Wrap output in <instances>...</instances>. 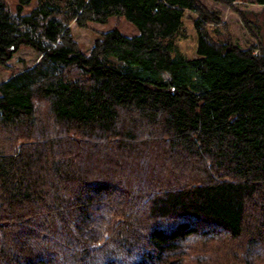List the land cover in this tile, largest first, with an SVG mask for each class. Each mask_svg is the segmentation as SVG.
Masks as SVG:
<instances>
[{
  "label": "trees",
  "instance_id": "16d2710c",
  "mask_svg": "<svg viewBox=\"0 0 264 264\" xmlns=\"http://www.w3.org/2000/svg\"><path fill=\"white\" fill-rule=\"evenodd\" d=\"M238 5L264 10L0 0V67L38 56L0 81V264H187L197 243L192 264H264V20ZM110 18L138 33L84 51L71 23Z\"/></svg>",
  "mask_w": 264,
  "mask_h": 264
},
{
  "label": "rangeland",
  "instance_id": "374dc122",
  "mask_svg": "<svg viewBox=\"0 0 264 264\" xmlns=\"http://www.w3.org/2000/svg\"><path fill=\"white\" fill-rule=\"evenodd\" d=\"M10 5L11 10L15 11V0H7ZM204 4L211 8L216 9L219 8V12L221 18L224 22H226L231 30L232 37L235 43H237L240 47L246 48L255 43V40L249 35V33L242 26L239 18L231 12L229 9L224 7H216V5L204 2ZM35 6V2H32L30 5L26 6L22 14H28L33 7ZM241 10L251 11L253 13L258 14L260 20H264V10L259 6H249V5H238L237 6ZM113 28L119 29L123 34L127 36H133L138 33L137 29L130 23H128L124 18H110L106 23H91L88 24L87 28H79L75 23H71V29L74 35L75 40L81 45L84 51L89 52L94 44V41L98 37L99 33L106 32ZM264 29V21L262 30ZM264 37V30H263ZM38 61L37 54L27 48L20 49L8 62V66L0 67V81L7 80L14 73L22 72L30 67H32ZM195 248L194 251H189L188 256L186 257L187 264H192V256L194 252H200L202 246L197 243L196 247L191 244V249ZM102 258L101 256H98Z\"/></svg>",
  "mask_w": 264,
  "mask_h": 264
}]
</instances>
